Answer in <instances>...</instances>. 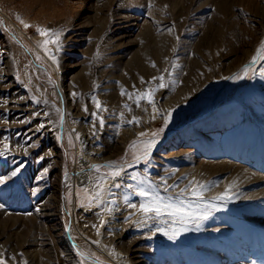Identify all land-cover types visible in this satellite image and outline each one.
Segmentation results:
<instances>
[{
    "label": "rangeland",
    "instance_id": "1",
    "mask_svg": "<svg viewBox=\"0 0 264 264\" xmlns=\"http://www.w3.org/2000/svg\"><path fill=\"white\" fill-rule=\"evenodd\" d=\"M38 27L60 33V50L47 46L55 64ZM261 40L264 0H0L5 264H264V60L250 63ZM245 66L242 79H225ZM153 87L154 105L128 98ZM154 132L149 159L134 160L129 144L142 151ZM112 161L124 169L105 184L112 195L89 205L84 190L109 171L93 166ZM132 174L173 200L189 181L203 183L217 207L199 230L169 240L125 204L131 190L113 187L135 183ZM233 182L231 200L212 201Z\"/></svg>",
    "mask_w": 264,
    "mask_h": 264
},
{
    "label": "snow or ice",
    "instance_id": "2",
    "mask_svg": "<svg viewBox=\"0 0 264 264\" xmlns=\"http://www.w3.org/2000/svg\"><path fill=\"white\" fill-rule=\"evenodd\" d=\"M17 19L19 20L20 18L17 17ZM20 23L23 24L25 28L30 27V25L24 23L23 20H20ZM36 31L40 36L45 37V39L38 46L44 50L45 54L49 57V59L52 60L54 64L57 63L55 55H52L50 53L47 46L49 44L55 45L56 51L58 52L60 50V33L57 32L50 34L49 30L39 27L36 29ZM37 59H39V57H37ZM260 60H264V40L260 41L259 47L256 48L255 54L251 57L250 63L254 64ZM154 66L155 65H153V67ZM172 67L176 68L177 65L173 63ZM248 72L249 68L248 66H245L241 69V72L239 74H235L232 77H225V79H242L245 75L248 74ZM259 76L264 79V68L260 70ZM153 80L160 81L159 85L157 86L158 88L167 87V84L164 82V76L153 77ZM141 82H144L143 79L141 80ZM157 87L146 89L145 91L138 94H127L122 89L121 95L127 94L130 100L133 99V95H135V103L137 104V106H139L140 101L142 100L147 102L148 104L154 105L152 97L157 91ZM72 95L75 96L76 93H72ZM93 99L96 104L97 112H93L92 116L94 119L99 120L100 127L103 128L104 120L98 115V112L101 110L102 106L98 100H95V98ZM124 107L127 108L128 106L124 105ZM85 111H87V109H85ZM170 118L171 111H169V113L164 117L165 126L168 124ZM134 122H137L135 117H133L132 120L128 121L129 124H132ZM40 127L43 128L44 125L42 124L40 125ZM159 131L162 132L163 129L161 128ZM140 135L145 136V133H140ZM151 135L153 137L152 139L143 142L142 151L136 150V141H133L131 144H129V149L134 150L132 152L134 160L139 161L143 159L144 161H147L149 159L151 149L156 143L154 137L159 135V132H154ZM6 150L7 146H5V151ZM2 155H4V152L0 151V156ZM130 166L131 165H129V167ZM93 167L96 172H100L102 168L109 170L105 175L97 179L95 190L91 194L88 193L87 189L84 190L85 199L87 200L89 205H91L93 202H95L97 205H100L104 203L103 197L106 192H108L109 195H112V193L105 187V184L109 180H115V178L120 177L121 172L124 169L123 166L117 168L115 161L109 162L105 165H96ZM19 171L20 169L17 168L11 173V177H15ZM45 171H47V169H45ZM8 179H10V177H0V184H4ZM130 179L132 181H135V183H128L124 185L120 183H114L113 187L119 189L123 186L125 189L131 190V193L126 192L123 196L125 204H127L129 208L138 207L139 212L145 217V222L147 220H152L155 218L157 220V223L161 225L160 227H157L156 231L162 232L163 235L167 236L169 240H175L181 233L190 231V224L195 226V230H199L203 221L207 220L211 215V212L217 207L215 203L208 202L204 197V191L206 190L207 186L194 180L189 181V184L185 188L179 189V196L175 200H173L171 197L165 198L161 196L157 191L156 186L149 182L147 178L140 179L136 174H132L130 176ZM169 187H174V185L165 187L164 191L167 192ZM233 187H235V182L229 184L225 188L224 192L212 197V201H223L224 203H227L232 199V196L229 195V190ZM131 194H135L136 196L140 197V203L138 206L129 203V197ZM186 194L194 198V202H189L183 199L182 197H184ZM115 204V199L111 200L104 211L110 213L113 210V206ZM165 216L168 218V220L165 221L160 219ZM101 224H103V221H101ZM97 231L99 232V229H97ZM0 264H5L3 258H0Z\"/></svg>",
    "mask_w": 264,
    "mask_h": 264
},
{
    "label": "bare ground",
    "instance_id": "3",
    "mask_svg": "<svg viewBox=\"0 0 264 264\" xmlns=\"http://www.w3.org/2000/svg\"><path fill=\"white\" fill-rule=\"evenodd\" d=\"M259 81V80H258ZM105 88V87H104ZM103 88V89H104ZM257 90V89H256ZM262 96V95H261ZM186 98V97H185ZM78 134V133H77ZM86 134V133H85ZM84 135V134H83ZM93 136V135H92ZM89 138L90 137H88L87 138V136H85V137H82V145L83 144H85V145H89L90 144V140H89ZM92 138V137H91ZM80 140H81V138H80ZM92 142V141H91ZM88 147V146H87ZM93 152V151H92ZM99 159V158H98ZM95 160H97V159H95ZM224 163V162H223ZM227 164H228V162H227ZM230 164V163H229ZM228 164V165H229ZM232 165V164H231ZM236 166V165H235ZM78 168V167H77ZM240 169V168H239ZM245 169V168H244ZM242 173V172H241ZM253 173V172H252ZM255 175V174H254ZM251 176H253V175H251ZM85 177H86V174L85 173H80V174H78L77 176H74L73 178L76 180V181H79L80 179H85ZM256 177V176H255ZM86 182H88V181H86ZM80 183V182H79ZM74 208V207H73ZM74 210V209H73ZM127 255V254H126ZM123 256V255H122ZM127 259V258H126ZM125 259V260H126Z\"/></svg>",
    "mask_w": 264,
    "mask_h": 264
}]
</instances>
